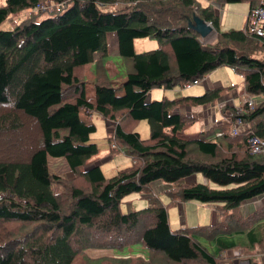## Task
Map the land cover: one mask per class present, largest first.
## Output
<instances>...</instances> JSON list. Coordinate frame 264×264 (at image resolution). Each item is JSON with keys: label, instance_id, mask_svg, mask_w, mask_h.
I'll return each instance as SVG.
<instances>
[{"label": "trees", "instance_id": "16d2710c", "mask_svg": "<svg viewBox=\"0 0 264 264\" xmlns=\"http://www.w3.org/2000/svg\"><path fill=\"white\" fill-rule=\"evenodd\" d=\"M245 1L248 15L264 6V0H203L204 6L199 0H4L0 26L22 11L31 17L0 30V264H141L140 258L86 255L136 245L145 248L146 264H219L222 252L237 248L247 264H258L252 255L256 249L264 255V204L247 217L239 209L264 196V153L251 154L248 146L251 137L264 140V37L248 33V19L244 30L220 32L215 12V5ZM43 4L62 7L41 17L34 10ZM194 17L212 26L214 44L189 27ZM108 35L121 58L120 83L104 63ZM147 38L157 47L136 53L134 40ZM90 64L92 100L83 76ZM220 67L241 76L257 104L225 106L229 117L219 127L182 138L194 122L178 108L213 104L232 86L175 99L153 100L149 92L183 89ZM94 113L114 125L113 151L131 160L109 178L94 163ZM142 121L146 139L135 131ZM50 159L63 160L72 175L57 180L58 192ZM197 175L205 181L188 183ZM154 183L169 187L160 193L168 205L211 204L220 220L173 231L168 205L151 194ZM141 193L146 208L124 201Z\"/></svg>", "mask_w": 264, "mask_h": 264}, {"label": "rangeland", "instance_id": "374dc122", "mask_svg": "<svg viewBox=\"0 0 264 264\" xmlns=\"http://www.w3.org/2000/svg\"><path fill=\"white\" fill-rule=\"evenodd\" d=\"M199 1L201 5L203 6L205 5L203 0H199ZM2 5H4V0H0V7ZM61 7L62 6H58V5L43 4L38 10H34V11H40L37 13H42L41 17H46L48 15L56 14ZM248 10H249V4L247 3V1L241 3H233V4H221L218 7H215V12L220 18L219 31L228 32L231 30H244L248 16ZM30 17L31 16L29 10L22 11L19 12L18 14L12 15L2 23V25L0 26V30L1 31L12 30L15 25L21 23L23 20L28 19ZM207 25L212 28L210 24ZM215 37H216V32L212 29L211 34L203 42L204 43L206 42L207 45L208 44L212 45L214 44L213 41ZM107 41H108V57L104 60V63L109 68L108 76L117 83L123 82L125 80V76L123 73L121 58L119 57L117 51L116 39L113 35H108ZM156 47H157V43L154 39L147 38V39L134 40V51L136 53L146 52L155 49ZM259 50L260 53H263L261 49ZM93 72H94V65L90 64L84 69V75L82 74L86 81V94L90 100L93 99V95H94V86L92 84ZM211 74H213L212 77L209 79L211 83L216 82L217 80H221V81L224 80L225 83H229V85H233L237 90L243 89V83H244L243 79L238 75H236L231 69H228L227 67H220L208 75L210 76ZM208 75H206V77L202 79V81L198 85H194L190 89H184V88L182 89L179 86H176L171 90L153 89L149 92L148 96L150 99H153L151 97H153L154 94H157L158 99L155 98L153 100H159L162 97H166L168 99H175L177 97L191 95L192 93L200 90L202 84L204 85L206 84V82H208L209 84V81H205L206 78H209ZM244 93H245L244 96L245 100L251 98L254 101L256 99L250 97V95L247 94L246 92ZM241 96L243 97V94ZM239 102L240 100H237L236 104H239ZM254 104L256 105L257 102ZM90 120L96 126L95 133L91 135V142L95 143L99 149V153L95 158V163L97 162L100 163L99 167L102 169L104 176L109 178L118 171H122L127 167H129L131 165L130 158L124 155L123 153H120L118 151H113V149L111 148V143L109 142V136H111V134L108 133L106 127V121H104L96 113L92 114ZM135 128H136L135 131L139 133L142 139L148 138L149 127L146 121H142L138 123ZM1 150L2 148L0 147V152ZM49 165L54 180V183L52 184V190L54 192L61 191V187L60 185H58L57 180L71 179L72 175L70 174V172H68L63 160L50 159ZM188 183H190V181H188ZM160 189H161L160 187L153 186V189H151L152 191L151 193H158L161 191ZM145 197L146 194L143 193L132 194L127 198H125L124 201L131 203L134 210H139L146 208L148 206V201L144 199ZM161 199L163 200L164 205L167 206L168 204L166 201L167 197L161 196ZM178 203L180 202L175 201L173 204H178ZM197 203L198 202L195 201L183 202V206L181 207L182 209L181 213L183 214L182 223L184 227H193L196 225L198 226L201 220H203V210L201 208L202 205ZM240 214L243 217V213L241 212ZM217 222H213V224ZM170 227L173 231L177 230L172 222L170 223ZM261 232H262L261 227H258L255 231L256 234H259ZM261 253H262L261 250L259 251L258 249H256L254 251V254L252 255L253 257L256 256L255 258L258 261V264H264V255H262ZM86 255L89 257L115 256V257H131L134 259L140 258L139 261L142 262L141 264L147 263V261L143 259V257H146L147 255L146 250L145 248L139 245L129 246L124 248L123 250L90 249L86 251ZM246 255L247 254H244L243 250L240 248L225 251L220 254L219 264H247L248 257H246ZM133 264H139V263L135 262Z\"/></svg>", "mask_w": 264, "mask_h": 264}, {"label": "crops", "instance_id": "0c3cea01", "mask_svg": "<svg viewBox=\"0 0 264 264\" xmlns=\"http://www.w3.org/2000/svg\"><path fill=\"white\" fill-rule=\"evenodd\" d=\"M215 7H218V5H215ZM201 39L202 41H205ZM212 42V41H210ZM208 42V43H210ZM206 43V42H205ZM229 69V68H228ZM213 74L209 76V78H206L205 81L206 84H202L200 90L192 93L190 96H200L205 93L207 89L210 88H220V87H230L232 86V89L225 92V94L221 97L220 100L217 102L205 105V106H196V107H190V106H181L178 108L180 113L188 115L193 118V124L187 125L184 130L182 131V134L180 135L182 138H194L198 132L200 131H207L211 127H219L223 121L227 120L229 117L228 112H222V108L224 106L233 107L236 109H239L241 104H243L245 100V85L243 83V89H235L233 85H229V83H225L224 80H217L216 82H210V78ZM237 75V74H236ZM207 76V77H208ZM239 76V75H238ZM241 77V76H239ZM242 78V77H241ZM243 79V78H242ZM160 91V90H159ZM243 94V97L241 96ZM153 99H158L157 94H154ZM163 98V97H162ZM179 98V97H177ZM240 100L239 104H236V101ZM113 124L106 122V127L109 134L113 133ZM95 163V162H94ZM96 165L100 166V163H95ZM187 181H190V184L196 183V182H204L205 180L200 176H192ZM153 186L160 187L161 191L155 196L161 197V192L169 188L167 185H164L163 183H154L151 187L153 189ZM152 194V193H151ZM150 194V196H151ZM160 194V195H159ZM167 203L169 204V200L166 199ZM167 204V205H168ZM198 204V203H197ZM200 204V203H199ZM264 204V196L260 198H256L247 202L242 203L239 209V213H243V217H247L251 213H253L255 210L261 208ZM201 208L203 210V220H201L199 225H209L213 224V222H217L219 220V216L217 213V209L214 205L211 204H201ZM183 206V203L178 204H172L168 205V218H169V224L172 222L173 225L177 230L185 228L182 221H183V214L181 213ZM200 206V205H199ZM241 215V214H240ZM197 226V225H196ZM263 260V259H262Z\"/></svg>", "mask_w": 264, "mask_h": 264}, {"label": "built area", "instance_id": "2783aa9c", "mask_svg": "<svg viewBox=\"0 0 264 264\" xmlns=\"http://www.w3.org/2000/svg\"><path fill=\"white\" fill-rule=\"evenodd\" d=\"M50 5V4H48ZM247 31L251 35H255L257 37H264V6L257 7L253 9L248 15V24ZM198 81H193L185 84V89H190L193 85H196ZM248 102L249 107L252 109L254 107V101L251 98L246 100ZM241 128L240 119L236 120L235 123L231 126L230 133L232 135H237ZM248 146L251 154L261 155L264 153V140L251 137L248 140Z\"/></svg>", "mask_w": 264, "mask_h": 264}, {"label": "water", "instance_id": "95a60500", "mask_svg": "<svg viewBox=\"0 0 264 264\" xmlns=\"http://www.w3.org/2000/svg\"><path fill=\"white\" fill-rule=\"evenodd\" d=\"M188 25L200 36L201 39L207 38L212 32V28L208 26L204 20L198 17H194Z\"/></svg>", "mask_w": 264, "mask_h": 264}, {"label": "bare ground", "instance_id": "6f19581e", "mask_svg": "<svg viewBox=\"0 0 264 264\" xmlns=\"http://www.w3.org/2000/svg\"><path fill=\"white\" fill-rule=\"evenodd\" d=\"M196 81H198V83L196 84V85H198L202 80H196ZM194 86V85H193Z\"/></svg>", "mask_w": 264, "mask_h": 264}]
</instances>
